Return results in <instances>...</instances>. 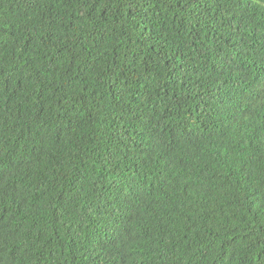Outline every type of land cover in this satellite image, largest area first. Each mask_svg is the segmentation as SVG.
I'll use <instances>...</instances> for the list:
<instances>
[{
    "label": "trees",
    "instance_id": "obj_1",
    "mask_svg": "<svg viewBox=\"0 0 264 264\" xmlns=\"http://www.w3.org/2000/svg\"><path fill=\"white\" fill-rule=\"evenodd\" d=\"M191 2L0 0L10 264H264V7Z\"/></svg>",
    "mask_w": 264,
    "mask_h": 264
},
{
    "label": "snow or ice",
    "instance_id": "obj_2",
    "mask_svg": "<svg viewBox=\"0 0 264 264\" xmlns=\"http://www.w3.org/2000/svg\"><path fill=\"white\" fill-rule=\"evenodd\" d=\"M256 2L258 4H260L262 7H264V0H256ZM201 5V0H192L191 4H190V9H194L195 11H193L192 13V18L196 20L197 23L200 22V16L196 15V11H199L201 13V15L204 12V9H202L200 7ZM238 19L243 20L242 17H238ZM189 25L191 26L192 24V19H189L188 21ZM244 26H247V22L244 23ZM215 30V29H213ZM262 38H264V35H262ZM0 172H2V170H0ZM4 189V183H3V178L2 175H0V192H2ZM5 262H9L10 264V258L6 257L2 252H0V264H5Z\"/></svg>",
    "mask_w": 264,
    "mask_h": 264
}]
</instances>
